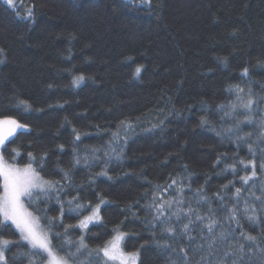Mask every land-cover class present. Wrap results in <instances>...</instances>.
Masks as SVG:
<instances>
[{
	"label": "trees",
	"instance_id": "obj_1",
	"mask_svg": "<svg viewBox=\"0 0 264 264\" xmlns=\"http://www.w3.org/2000/svg\"><path fill=\"white\" fill-rule=\"evenodd\" d=\"M6 118L27 131L6 142L4 162H31L53 185L26 209L57 256L87 245L69 264H104L98 250L116 233L137 264H183L185 253L188 264H215L230 245L249 243L241 233L264 247V0H0ZM97 205L99 221L83 231ZM234 207L239 227L225 219ZM209 216L216 233L235 230L213 255ZM189 218L192 241L183 233ZM0 238L20 242L7 264L46 262L11 224ZM249 255L259 264L258 248Z\"/></svg>",
	"mask_w": 264,
	"mask_h": 264
},
{
	"label": "snow or ice",
	"instance_id": "obj_2",
	"mask_svg": "<svg viewBox=\"0 0 264 264\" xmlns=\"http://www.w3.org/2000/svg\"><path fill=\"white\" fill-rule=\"evenodd\" d=\"M7 3L11 6L13 0H7ZM140 4H149L150 0H139ZM32 15L31 11L28 12V16ZM246 71V70H245ZM136 72H140V68L136 69ZM83 80V76L78 78ZM78 81H74L77 83ZM254 101L249 99L247 104L244 107L251 112ZM246 121L251 123V118L246 117ZM26 126L19 123L15 119L6 118L0 120V153L6 148V141H9L10 137H14L18 129H23ZM264 127V125H262ZM79 139V137H77ZM264 141V133H262L261 138ZM15 152L16 150L13 149ZM249 151L252 152L251 146H249ZM31 158V153H29ZM242 164L244 161H240ZM79 163V161H77ZM264 168V164L261 165ZM256 176L255 169L252 172V176L243 177L244 184H248L252 177ZM0 178L3 179V193L0 194V226L8 227L7 222H11L12 225H15V228L20 234L22 241L26 242L32 252L30 255L37 256L40 253H46L48 257V264H68V258H75L78 254L81 253V249L87 248V245L81 241L80 247L76 249V252H69L67 257L58 258L53 251V247L50 244V241L47 237V234H42L37 231L34 220L31 213L27 212L24 207V201L26 200L29 204L33 202L34 199H39L42 195H47L50 190L53 189V185L48 181H44L39 176V173L32 167L31 162L24 168H17L11 164L4 162V156L0 154ZM264 192V189H262ZM241 189H236V196L239 199ZM254 195V193H253ZM261 197H256V200H261ZM69 204H72V201H69ZM80 205L76 206V211H79ZM256 209L252 208L247 201H245V207L243 212L249 222L255 223L258 220L256 215ZM99 205H97L96 210L92 215L86 217L81 221L80 227L87 228L88 224L94 220H99ZM230 223L235 222L239 227V220L237 219V209L234 207L228 209V216L225 217ZM196 220L203 222L204 217L199 215L196 216ZM194 221L189 218L188 223L183 224V233L188 236L189 241L194 240L195 238L189 235L191 232V225ZM219 221L209 216L208 223L204 225L207 228L210 237H205V242L207 245L208 255H213L214 251L218 252L216 248L218 242L226 243L228 242V234L234 232L235 230L229 227L226 231H221L219 233L215 232V227ZM170 236L175 235V228L168 226L164 229ZM242 238L249 242L247 245L244 243L231 246L230 250L225 251L222 256H217L215 264H251V256L249 253L252 251L253 247L258 248L261 253V258L259 264H264V247H259L257 242V237L241 233ZM123 239V234H120L116 237V242H112L110 245H105L102 249L98 250L103 253L104 264H137L138 254L137 253H124L119 246V241ZM19 241H13L8 239L0 238V264H7L6 252L10 250V246L19 244ZM70 243V242H69ZM164 248L170 247L167 243L163 245ZM248 249L246 252L245 249ZM204 245L197 246V250H203ZM175 251V250H173ZM181 253H184V248L180 249ZM247 257V260H246ZM98 258V254H97ZM180 259L174 260L171 264H180ZM183 264H188L187 254L182 257ZM201 260H206V257H201ZM83 264V262H81Z\"/></svg>",
	"mask_w": 264,
	"mask_h": 264
},
{
	"label": "rangeland",
	"instance_id": "obj_3",
	"mask_svg": "<svg viewBox=\"0 0 264 264\" xmlns=\"http://www.w3.org/2000/svg\"><path fill=\"white\" fill-rule=\"evenodd\" d=\"M247 102H248V100L246 101V102H244V103H242V105H241V108H242V110L247 114L248 113V110L244 107V105H246L247 104ZM0 120H2V119H0ZM20 131H27V127H25V128H23V129H18L17 130V133L18 132H20ZM16 133V134H17ZM15 134V135H16ZM13 137H10L9 138V140L10 139H12ZM7 142V141H6ZM1 154V153H0ZM14 166V165H13ZM14 167H17V168H24V167H18V166H14ZM2 179V178H1ZM42 179V178H41ZM43 180V179H42ZM45 181V180H44ZM2 185H3V179H2ZM2 193H3V187H2ZM1 193V194H2ZM24 207H25V205H24ZM25 209H26V207H25ZM26 211L27 212H29L27 209H26ZM95 210H93L92 211V213L94 212ZM30 213V212H29ZM92 213L90 214V215H92ZM31 215H32V218H33V220H34V223H35V226H36V229H37V231L38 232H40V233H42V234H47L43 229H42V227L40 226V224H39V222H38V220H37V218L31 213ZM90 215H88V216H90ZM87 216V217H88ZM85 219V218H84ZM83 219V220H84ZM97 221H99V220H94V221H92V222H90L89 224H88V226L90 225V224H92V223H95V222H97ZM7 223H9V224H11V222L9 221V222H7ZM81 223V222H80ZM12 225V224H11ZM14 228H15V225H12ZM16 229V228H15ZM83 231H85V229L86 228H81ZM17 230V229H16ZM120 235V233H116L114 236H112V238L105 244V245H110L112 242H116V237L117 236H119ZM47 237H48V235H47ZM122 243H123V239L122 240H120L119 241V246H120V249L124 252V253H127V252H125L124 250H123V248H122ZM102 256H103V253L102 252H99ZM44 255H45V257H46V262L44 263V264H48V257H47V254L46 253H43ZM54 254L56 255V253L54 252ZM57 256V255H56ZM58 258H60L59 256H57ZM105 259V258H104ZM69 264V263H68ZM115 264H118V262H115Z\"/></svg>",
	"mask_w": 264,
	"mask_h": 264
}]
</instances>
